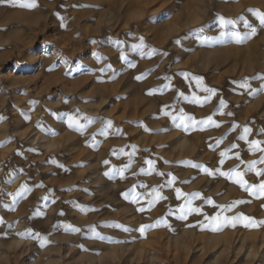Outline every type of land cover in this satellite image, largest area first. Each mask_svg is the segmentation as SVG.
I'll use <instances>...</instances> for the list:
<instances>
[{"label": "rangeland", "instance_id": "1", "mask_svg": "<svg viewBox=\"0 0 264 264\" xmlns=\"http://www.w3.org/2000/svg\"><path fill=\"white\" fill-rule=\"evenodd\" d=\"M30 2L0 4V264H264V225L230 219L243 214L264 221V197L220 175L240 163L237 152L246 163L264 155L238 139L242 127L232 130L247 125L249 141L264 140L258 134L264 94L238 86L264 74V25L250 11L264 12V0H35L33 8L19 6ZM219 16L239 21L226 31L247 35V21L256 34L243 43L221 41ZM141 37L143 52L154 49V55L132 49ZM250 83L257 88L261 81ZM202 87L216 95L204 105L193 103V93L208 95ZM221 99L223 114L217 111ZM181 113L197 121L212 115L221 126L181 123ZM69 116L87 124L85 131ZM85 117L101 119L89 124ZM107 120L113 126L105 137L98 133ZM233 144L238 147L221 164L220 152ZM132 145L131 167L123 178L112 176L130 163L119 150L132 153ZM146 160L154 161L153 169ZM246 163L239 171L249 184L264 180L255 174L264 164L247 172ZM11 172L16 176L8 183ZM25 183L30 192L13 204L9 193ZM153 188L166 199L149 208ZM177 188L189 195L178 199ZM185 199L201 212L182 218ZM236 201L245 202L228 210ZM93 225L103 239L89 231ZM142 225L153 227L141 233Z\"/></svg>", "mask_w": 264, "mask_h": 264}, {"label": "snow or ice", "instance_id": "2", "mask_svg": "<svg viewBox=\"0 0 264 264\" xmlns=\"http://www.w3.org/2000/svg\"><path fill=\"white\" fill-rule=\"evenodd\" d=\"M5 3H9V4H12L13 6H16L17 5V0H0V4H5ZM19 6L20 7H24V8H33V7L36 6V4H35V0H31L30 3H19ZM250 11H253L255 13V15L259 18L260 24L264 25V12H261L259 10H255V9H252ZM218 21H219V27H220V33H219L218 39H220L221 41H223V40H233L235 43H243L246 39L250 38V36L256 34V29L251 27V25H249L247 23V21H245L244 27L251 29L250 32L247 35H242L241 32L236 31V30L226 31V29H228L229 26H231L233 29L235 28V25H237V23L239 22L237 19H228V18H225L224 16H219L218 17ZM202 39L207 40L208 37H203ZM140 40H141V43L139 45L133 44L132 45V49L134 51L138 50V49L141 50V55L142 56L150 57V56L154 55L155 54V50L154 49L151 52H147V53L143 52V50H142L143 47H144V45H143V37H141ZM176 43H180V40L178 39L176 41ZM117 44H119V42H117ZM120 59L127 61V56L123 52H121ZM135 66H136L135 64H129V67H135ZM107 67L109 69H111V65H108ZM101 71H104V69H101ZM144 78L145 77L143 75L136 77L137 80H141V79H144ZM165 79H168V77H165ZM197 79H198V82H199V78H197ZM250 80H259V81H261V83H260L259 87L252 88ZM198 86H199V83H198ZM238 86H239L240 89L248 91L249 95L264 94V74H257L256 76L251 77V78H247L246 77L243 81L239 82ZM171 87H172V85L169 83V84H166L164 86V88H162V89H152V90H150L149 94H154L157 91L163 92L164 89L171 88ZM201 90L206 92V93H208V95L201 97V96L196 95L195 93H193V96H192V102L193 103H198V104L204 105V104L210 102L211 98L216 95V90L215 89L202 87ZM179 98L184 99V100L189 99V97L186 96L183 92H179ZM32 103H35V102L33 101ZM168 107L169 106L166 105L165 109H167ZM226 107H227L226 101L221 99L219 101V106H218L217 111L220 112L221 114H223L222 109L226 108ZM163 114L165 116H171L173 121L177 120V117L175 115H172L171 112L164 111ZM213 115H215V113ZM228 115H232V113H228ZM2 119H3V117H0V120H2ZM85 119L90 124V123H93L95 121H98L101 118L85 117ZM68 120H69L71 125L76 127L77 131L83 132V131H85V129L88 126L87 124H80L79 121L77 120L76 116H69ZM179 120L181 121V123H184L185 121H187L192 126H195L197 124L203 125L205 127L206 126H215V127L219 128L221 126L220 123H218L216 120L213 119L212 115L208 116L204 120L197 121L195 119V117L186 115L184 113H181L180 116H179ZM112 126H113L112 121H110V120L105 121L104 126L99 130L98 134L101 135V136H105V137L108 136L109 135V130L112 128ZM185 127H187V125H185ZM237 127H242V135H240L238 137V139L239 140H243V141H247L248 150L250 152H252V153H256V152L264 153V140H260V139H253V140H250V141L248 140L249 135L252 133V128L250 126H247V125L240 126V125H235L234 124L232 126V130H235V128H237ZM117 132H119V129H117ZM258 134L259 135H264V128L259 129L258 130ZM93 138H95V137H93ZM222 142H223V138H221L220 140L216 141L217 145H219ZM131 147L133 149L132 153H125L124 149H120L119 150L120 153H123V154L129 156L130 163L124 165L123 168L115 169V171L113 172L112 176H117L118 175L121 178H123L124 177V172L131 167V158H132V156L135 154V152L137 150L135 145H132ZM236 147H238V145L233 144L229 149H225L224 151L220 152V156L222 157V159L220 160L221 164H223L225 162L223 158L226 157L227 154L229 152H231L233 148H236ZM112 154L116 155L117 154V150L114 149L112 151ZM235 158L240 161V163L236 166V168L232 169L229 172H221L220 175L226 176L228 179L233 180L236 184H238L241 187V189L245 190L246 192H249L252 196L264 197V180H261L258 184H249L248 181H246L244 179L245 172L239 171L240 165H244L246 162L243 161L240 158V154L238 152L235 154ZM104 163L107 165V164H109V161L105 160ZM145 163L149 165L150 169L154 168V161L146 160ZM257 164H264V155H261L259 160H253V161L247 162L246 163V171L247 172H252L254 169H256ZM192 167L199 168L201 166L197 165V164H193ZM20 171H23V170L21 169ZM204 171L206 173H208L209 175L213 174L212 170L208 169L207 167H204ZM158 174L161 175V176L165 175L164 173H158ZM255 174L257 176H264V170H257ZM105 175H109V173L106 172ZM15 176H16L15 172L9 173L8 174L9 178H8L7 182L8 183L14 182ZM110 178H112V177L110 176ZM175 180H176V177L173 176L171 181L169 182V184L174 183ZM134 191H135V186L133 187V189H130L129 192L124 193L123 195H124L125 199H129L130 194L134 193ZM175 191H176V197L178 199L181 198V197H187L189 195V194L183 193L179 188H177ZM29 192H30V188L27 185V183H25L24 185L21 186V188L17 192L9 193V195H11L13 204H15L18 199L26 197V195ZM151 195L153 196V199L149 200V202H148V207L149 208L154 206V204L157 201H159L161 199H166V197H164V196H162L160 194L159 188H153ZM197 197H199L198 193L193 196V198H197ZM44 199H47V198H44ZM131 199L133 200V202H135L137 204H139V202H140V200L138 199V197L136 195H131ZM207 202L208 203H213L210 198L207 200ZM244 202L245 201H236L233 204H230L229 206H227V208H228V210H231V208L234 207L236 204L244 203ZM5 207H10V206L9 205H5ZM76 207L82 212H90V211H92V209L87 208L86 206H83V205H76ZM219 207L221 209L225 208V206H219ZM139 211L143 212V211H145V209L143 207H141L139 209ZM180 211H181L182 218H186L187 215H189V214H191L193 212L200 213L201 209L192 207L191 199H185V203L183 205H181ZM36 212H37V214H39V209H37ZM218 218H219V214H217V217H214L212 219H218ZM230 219L232 221H236V222H240L241 220L248 221L249 223L245 225L246 227H256L258 225H264V221H259L258 222L254 218H250V217L244 216L243 214H240V215L235 216V217H231ZM228 221H229V218H225V223H227ZM161 222L162 221H157L156 223L158 225ZM2 223H4V221H3V218L0 217V224H2ZM106 226H109V225H106ZM111 226L124 227L123 225H119V224H114V225H111ZM235 226H236L235 223H232V227H235ZM149 227H153V225H142L139 228V231L141 233H143ZM95 229H96L95 225L89 227V231H91V232L95 233L97 236H99V233H96ZM66 230H71V231H74V232H80L81 231L80 228L73 227L72 225H67L66 226ZM124 230L128 231L129 229L128 228H124ZM213 230H217V229L214 228ZM29 232H31V230H29ZM33 238L40 239V240H42L43 243L47 242V238L46 237H41L39 233H34L33 234ZM99 238L103 239L102 236H99Z\"/></svg>", "mask_w": 264, "mask_h": 264}, {"label": "bare ground", "instance_id": "3", "mask_svg": "<svg viewBox=\"0 0 264 264\" xmlns=\"http://www.w3.org/2000/svg\"><path fill=\"white\" fill-rule=\"evenodd\" d=\"M264 239V238H263Z\"/></svg>", "mask_w": 264, "mask_h": 264}]
</instances>
